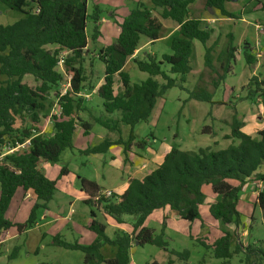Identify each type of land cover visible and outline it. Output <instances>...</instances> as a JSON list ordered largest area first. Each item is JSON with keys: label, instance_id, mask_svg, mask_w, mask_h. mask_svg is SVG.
Instances as JSON below:
<instances>
[{"label": "trees", "instance_id": "1", "mask_svg": "<svg viewBox=\"0 0 264 264\" xmlns=\"http://www.w3.org/2000/svg\"><path fill=\"white\" fill-rule=\"evenodd\" d=\"M149 1L153 8L138 3L124 21L118 23L120 34L116 42L98 51L97 58L104 64L105 72L97 96L104 112L115 116V119L103 120L93 115L82 98L88 80L84 68L89 41L87 22L92 19V40L97 41L102 36L100 7L96 5L90 15L89 0H0L8 10L21 14L13 24H0V74L6 77L0 84V243L6 241L11 228H17L19 233L33 228L37 224L36 211L47 208L53 200L57 183L44 173L41 165L58 163L66 150L74 148L73 140L79 125L84 135L90 133L91 123L82 119L81 113L117 133L123 125L130 127L126 141L120 136L116 141L107 139L86 150L90 154H101L112 146H122L127 160L132 145L140 150L147 145L137 139L135 127L148 122L158 100L178 84L163 70V65H169L170 74L181 76L180 83H185L192 72L194 42L198 41L205 49L206 68L217 76L213 82L215 88L232 72L238 52L234 35L228 34L220 52L216 51L220 36L209 45L212 30L203 27L202 17L192 15L191 8L197 0ZM232 1L205 0V3L208 11L213 9L223 18L239 20L236 13L225 7ZM154 11L159 12L158 17ZM162 20H170L178 26V33L170 42L171 54H164L161 59L149 53L144 59L134 58L143 39L151 44L160 40L164 28ZM50 46L57 48L50 49ZM250 51V48L245 49L244 56L247 64L252 66L255 57ZM62 53H67L63 72L59 71L58 65ZM130 59L141 72L149 75L145 81L132 83L130 74L125 71ZM26 77H31L34 84H29ZM66 77L71 78V88L63 95L60 88ZM117 77L122 83V93L118 95L115 92ZM157 77L165 83L161 84ZM246 89L247 100H258L264 109V81L252 77ZM53 91L59 113L50 118L44 112ZM189 94L191 100L215 104L213 93L208 89H195ZM42 118L52 122L50 134L44 133ZM243 126V122L234 116L231 133L225 136L232 143L226 149L209 146L197 151H183L171 148L155 170L142 179H131L122 194L114 193L110 198L99 196L102 189L96 182L81 178V191L86 194L84 202L96 210H91L87 228L97 238L90 245H82L56 236L53 245L82 252L83 264H132L134 245L144 247L149 244L169 251L164 241L166 217L160 235L146 225L154 212L169 209L188 223H203L201 207L208 206L212 218L223 227L222 235L210 246L215 258L229 260L245 250L250 258H254L249 264L256 261L264 264V240L246 247L238 241L239 229L245 224L238 207L244 188L251 180L256 182L255 207L264 213V173L260 171L264 166V130L254 137L245 133ZM210 130L212 128L206 127L204 132L215 135ZM7 149L5 153L2 151ZM61 172L67 174L68 169L63 168ZM205 187H210L212 196L206 194ZM18 191L31 192L37 200L24 224H15L6 218ZM100 213L104 218H111L117 226L127 225L125 218L132 217L133 222L128 223L131 230L117 229L115 238H110L106 233L107 225L98 220ZM230 226H234L233 231L228 230ZM104 246L114 247L112 258L104 257ZM18 250L15 247L9 259L16 257ZM170 253L184 257L182 259L189 257L188 251L172 250Z\"/></svg>", "mask_w": 264, "mask_h": 264}, {"label": "rangeland", "instance_id": "2", "mask_svg": "<svg viewBox=\"0 0 264 264\" xmlns=\"http://www.w3.org/2000/svg\"><path fill=\"white\" fill-rule=\"evenodd\" d=\"M138 3H144L150 9L153 8L149 0H89L90 15L96 5L102 10L100 24L102 36L97 41L92 40L94 23L89 18L86 29L89 39L88 52L85 54L84 62L88 80L85 83L82 98L93 115L101 117L103 120L115 119V116L107 115L104 112L102 101L97 96V89L103 83L105 72L104 64L97 58L98 51L116 42L120 34L118 23H122ZM262 3L264 0H233L226 3V9L240 17L239 20H231L223 18L216 10L208 11L205 0L196 1L191 8L192 15L202 17L203 27L212 30L209 45H213L220 36L219 44L216 47V51L220 52L227 41L228 34L234 35V45L238 49L236 63L226 80L219 82L217 88L213 85L217 76L212 75L211 71L206 68L204 64L205 49L198 41L194 42L192 72L187 76L185 83H180L181 76L170 74L169 65H163V70L178 84L166 91L164 96L158 100L149 121L139 123L135 127L134 133L137 139L145 141L147 145L142 150L132 145L131 154L140 155L150 160L151 156L149 155L151 154L147 152L149 150L159 151L176 147L183 151H197L199 148L209 146L217 150L226 149L232 143L225 136L231 133L234 116L243 122V131L254 137L259 131L264 130V109L258 100H247L246 89L252 77H258L259 80L264 81V11ZM154 15L158 17L159 12L154 11ZM20 18V13L10 11L0 4V24H13ZM162 22L164 28L160 40L151 44L148 40L143 39L135 58L144 59L145 55L149 53L157 55L161 59L162 55L171 54L170 42L178 33V26L170 20H162ZM48 48L56 49L57 47L50 46ZM249 48L251 49L250 53L255 57L252 66L247 64L244 56V50ZM214 56L217 57V54ZM59 71L63 72L64 67H59ZM125 71L130 74L133 84L145 81L149 77L148 74L141 72L131 59L128 61ZM156 79L161 84L165 83L161 77ZM5 80L6 77L0 74V84ZM25 80L29 84H34L31 77H26ZM199 88L208 89L213 93L215 104L189 99V93ZM60 89L62 91V87ZM115 92L117 95L122 93V83L118 77L116 78ZM58 113L59 106L53 91L48 98L44 115L51 118L52 115H58ZM80 116L91 123L90 133L84 135L79 125L73 140L74 148L66 150L58 163L45 166L46 175L57 183L55 196L47 208H40L36 211L38 225L23 233H19L17 228L10 229L12 236L10 235L0 248V264H83L84 254L82 252L66 250L53 245V238L56 236H61L66 242H78L82 245H90L97 238V235L86 227V222L91 219V210L94 208L84 202L86 194L81 191L80 179L85 178L96 182L102 190H112L117 194L128 182L129 175L125 168L127 165L124 163L125 153L122 152V146H113L101 154H90L86 150L107 139L116 141L120 136L126 141L130 127L123 125L120 127L121 132L117 133L96 124L94 119L86 113H81ZM41 126L45 134H50L52 131V122L46 118H42ZM206 127L212 128L210 131L215 135L206 134L204 132ZM2 151L5 153L8 149ZM63 168L68 169L67 174H62ZM260 171L264 173L263 170ZM253 183L251 180L248 184L252 185ZM244 191L243 193L254 192L250 189ZM205 192L209 196L213 195L210 187H205ZM21 195L18 193L15 196L6 213V218L15 224H24L30 216V212L27 213L25 208L27 206L33 208L31 202L27 203V206H19ZM62 209H65L64 213H61ZM244 212L249 220L239 229L238 241L242 242L243 247H246L249 243L264 240V213L259 207H255L252 201L247 204ZM201 214L204 222L200 224L203 228H207L206 231L196 227L198 222L196 224V222L188 223L180 220L177 226L173 222L164 235V241L168 244L169 251L149 244L144 247L139 246L132 253L134 263L169 264L171 259H176L175 264H249V260H254L245 250L235 254L229 260L215 258L213 249L208 242L211 241L210 237L213 240L216 234H222L223 227L219 221L212 218L208 206L201 207ZM98 220L107 225L102 214H98ZM128 220L129 223H132L134 219L128 217ZM149 227L155 230L156 235H160L161 223L150 220ZM213 229L215 235H210L209 233ZM233 229L234 227L228 230L233 231ZM116 230L107 225L106 233L110 238H115ZM15 247L19 249L18 254L9 259ZM172 250L188 251L189 257L187 259H182L184 257L175 258L170 253ZM114 252L115 249L112 246H104L102 249L105 258H112ZM254 264L260 263L256 261Z\"/></svg>", "mask_w": 264, "mask_h": 264}, {"label": "crops", "instance_id": "3", "mask_svg": "<svg viewBox=\"0 0 264 264\" xmlns=\"http://www.w3.org/2000/svg\"><path fill=\"white\" fill-rule=\"evenodd\" d=\"M158 42V41H157ZM136 55V54H135ZM135 58V56H134ZM245 132V131H244ZM246 133V132H245ZM248 134V133H247ZM250 135V134H249ZM113 147V146H112ZM115 147H119V146H115ZM149 150V149H148ZM170 149H167V150H159V151H147L149 154V156H151V159L150 160H147V158L143 157V156H140V155H136V154H131V152H129L128 154V159L126 160V158L124 157V163L125 165H127L126 170L128 171V182L125 184V186H122V190L121 192H119V194H122L125 189L127 188L128 184H129V181L131 179H142L144 178L149 172L155 170L160 164H162L163 162V158H164V155L166 152H168ZM122 152H124V150H122ZM131 155V156H130ZM48 164L46 163H43L41 165V167L43 168L44 170V173H45V166H47ZM153 166V167H151ZM260 170H263L264 171V166L260 169ZM46 174V173H45ZM254 183L252 185L250 184H247L246 186V190H254V192L252 193L251 191H244L245 193H242V196H241V200H240V203H239V210L241 211V213L243 214V222L246 223V221H248L249 219L247 218V214L244 212L245 211V207L247 206V204L250 203V201H252L254 204H255V201H256V196H257V192H256V188H255V181H253ZM249 183V182H248ZM103 191V190H102ZM112 191V190H111ZM114 193H116L115 191H112ZM20 193L22 194L21 197H20V205L21 207H24V206H27L26 204L31 202L32 203V207H33V204L36 203V197L31 193V192H28V193H25L23 191H18L16 193V195ZM15 195V196H16ZM15 198V197H14ZM86 198V197H85ZM84 199V197H83ZM14 200V199H13ZM20 207V208H21ZM24 209V208H22ZM25 210L28 212H31V208L30 207H26ZM65 212V209H62L61 210V213H64ZM102 213H100L101 215ZM166 217V224H167V227L165 229V232L170 228V225H172L171 223H175L174 225L177 226L178 225V222H180V218L179 216L177 215V213L175 212H172L170 211L169 209H166V210H160V211H156L154 212L147 220V223L146 225L149 227V223H150V220H154V222H157V223H161L162 225V222H163V219ZM127 218H125V221L129 223V220L127 221ZM184 221V220H182ZM91 222V219H89L87 222H86V227L89 225V223ZM105 222L107 223L108 226H112L113 228L115 229H120L122 231H129L131 230V227L130 225L127 223V225H123V226H117V224L111 219V218H105ZM198 222V225L196 226L197 228H199L200 230H203V231H206L207 228H203L202 227V224H200L199 221H196V224ZM177 223V224H176ZM38 225V224H36ZM234 226H230L229 228H233ZM153 229V228H152ZM213 230L210 231V235H215V233L213 232ZM209 234H207L208 236H210ZM10 235L12 236V233L11 231H9L8 233V237L7 239L10 237ZM222 234L218 233L216 234V237L215 239L212 240V238L210 237L211 241L208 242L209 245L211 246L214 241L219 238ZM6 239V241H7ZM96 240V239H95ZM94 240V241H95ZM5 241V242H6ZM4 242V243H5ZM4 243H0V248L1 246H3ZM139 246L138 245H134L131 249V260H132V264H135L132 257V253L135 252V249L138 248ZM1 252V251H0ZM174 256V255H173ZM176 258V256H174ZM106 259H109V258H106ZM175 260H170L169 261V264H175ZM84 261V259H83ZM158 264V263H157Z\"/></svg>", "mask_w": 264, "mask_h": 264}, {"label": "built area", "instance_id": "4", "mask_svg": "<svg viewBox=\"0 0 264 264\" xmlns=\"http://www.w3.org/2000/svg\"><path fill=\"white\" fill-rule=\"evenodd\" d=\"M66 55H67V53H62L59 56V62H58L59 67H64V62H65ZM70 88H71V78L70 77H66V81L62 85L61 93L64 95ZM26 144L28 145L29 141ZM18 149H19V147L16 148L15 150H18ZM258 187L260 188V185H258ZM245 188H244V190H246ZM113 194H114V192H112L110 190H103V191H101L99 196H103L104 198H110V197L113 196Z\"/></svg>", "mask_w": 264, "mask_h": 264}, {"label": "water", "instance_id": "5", "mask_svg": "<svg viewBox=\"0 0 264 264\" xmlns=\"http://www.w3.org/2000/svg\"><path fill=\"white\" fill-rule=\"evenodd\" d=\"M210 11H212V10L210 9Z\"/></svg>", "mask_w": 264, "mask_h": 264}]
</instances>
